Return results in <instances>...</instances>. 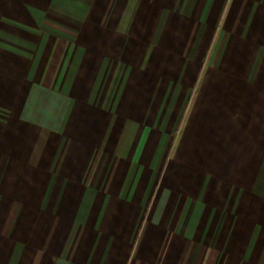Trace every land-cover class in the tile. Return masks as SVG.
Listing matches in <instances>:
<instances>
[{
	"label": "crops",
	"instance_id": "1",
	"mask_svg": "<svg viewBox=\"0 0 264 264\" xmlns=\"http://www.w3.org/2000/svg\"><path fill=\"white\" fill-rule=\"evenodd\" d=\"M0 264H264V0H0Z\"/></svg>",
	"mask_w": 264,
	"mask_h": 264
}]
</instances>
